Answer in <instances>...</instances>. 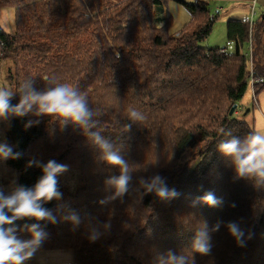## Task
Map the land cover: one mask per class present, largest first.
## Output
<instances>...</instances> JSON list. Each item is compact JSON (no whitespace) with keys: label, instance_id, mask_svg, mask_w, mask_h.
<instances>
[{"label":"trees","instance_id":"1","mask_svg":"<svg viewBox=\"0 0 264 264\" xmlns=\"http://www.w3.org/2000/svg\"><path fill=\"white\" fill-rule=\"evenodd\" d=\"M170 1L0 0V8L14 11V33L0 24V62L11 63L8 78L14 92L26 79L43 90L45 77L87 92L90 105L102 115L103 135L122 146L126 159L137 166L129 192L101 205L112 194L106 179L119 173L103 162L80 129L49 117L26 129L34 117L13 118L7 139L22 156L9 165L19 173V184L33 187L42 175L39 168L28 167L32 159H54L82 171L76 193L60 176L62 199L44 205L54 212L63 207L59 215L75 212L80 224L47 225L49 237L40 251L71 250L73 264H154L168 250L192 255L193 264H264V187L238 178L216 149L229 138L228 131L240 137L256 131L236 115L250 87L251 68L254 99L264 92V12L257 20H229L233 50L223 53L203 46L216 20L212 0H174L190 13L175 32L173 16L164 11ZM18 102L17 95L12 103ZM129 108L146 119L123 132ZM156 174L181 193L179 198L166 202L144 193L140 179ZM206 192L222 205L194 204ZM204 221L212 237L207 256L191 253L195 231ZM229 221L245 230V246L229 234ZM217 222L220 230L211 232ZM92 228L101 233L95 242L89 240ZM18 235L31 238L26 232Z\"/></svg>","mask_w":264,"mask_h":264},{"label":"clouds","instance_id":"2","mask_svg":"<svg viewBox=\"0 0 264 264\" xmlns=\"http://www.w3.org/2000/svg\"><path fill=\"white\" fill-rule=\"evenodd\" d=\"M45 81L43 90L36 89L33 79L23 81L18 92L0 87V122L10 124L13 118L34 117L35 119H29L25 124L27 129L39 124L40 118L49 117L59 121L61 125L71 124L80 129L87 140L99 150L103 162L119 173L106 179L105 184L112 194L99 203L106 205L124 197L130 190L137 166L126 159L122 146L113 144L103 135L104 128L99 119L102 115L90 105L87 92L72 84L57 82L53 78L45 77ZM17 95L19 102L14 105L12 100ZM127 119L129 123L123 124V132H129L133 124H140L146 117L139 110L129 108ZM117 123H120L119 120ZM224 134L229 138L217 144V151L229 161L238 178L254 179L256 185L264 187V131L251 132L244 137L233 135L231 131ZM21 156L22 153L14 151V146L6 140L0 142V161L18 160ZM33 166L42 172L33 187L21 185L15 180L10 190L0 186V264H27L48 239L47 225L68 221L78 226L81 222L78 214L73 211L59 215L64 211L63 207L55 212L44 207L53 200L62 199L59 177L69 171V166L54 159L47 163L32 159L28 162V167ZM139 184L145 194H154L161 201H171L181 195L175 188H169L166 178L159 174L147 179L142 177ZM197 202L212 208L223 203L212 192L198 197L194 204ZM25 220L35 222L24 223L22 226L17 224L18 221ZM104 227L107 229L110 225ZM220 227L221 222H217L211 232H218ZM226 228L238 246H245V230L239 222L229 221ZM20 232L28 233L31 238L22 239L18 235ZM100 235L97 228H92L90 242H95ZM248 238H251V234ZM211 240L208 223L204 221L195 231L191 253L209 255L212 249ZM154 264H193V256L168 250L157 255Z\"/></svg>","mask_w":264,"mask_h":264},{"label":"rangeland","instance_id":"3","mask_svg":"<svg viewBox=\"0 0 264 264\" xmlns=\"http://www.w3.org/2000/svg\"><path fill=\"white\" fill-rule=\"evenodd\" d=\"M183 1L192 3L195 0ZM216 7H220V9ZM164 11L165 13L169 12L173 16L174 20L171 26L172 32L179 30L190 19L189 11L178 1H170ZM218 11H220L219 14ZM210 12L212 16H216V20L212 32L208 39L203 43V46L208 48H219L231 52L233 48L227 37V24L229 20L245 18H251L254 20L259 19L264 12V0H220L219 3H214L212 0L210 4ZM0 24L7 33H14V11L12 9L0 8ZM10 68V62H0V87H6L14 92V87L11 80L8 78ZM239 106V111L236 117L238 119H245L255 128L256 131H264V92L260 93L255 100L250 86L244 98L240 101ZM8 124L9 123L6 122H0V142L5 140L8 142ZM190 155L191 152L188 150L185 157L188 158ZM2 163H4V166H8L9 160L3 161ZM12 171L15 173L14 175H11V173L9 175L5 174L6 179L10 182L7 190H10V186L14 180L16 182L19 181V173L16 170ZM82 177V171L79 167L69 166V171L61 176V181L68 188L70 193H76L82 185ZM68 264H73V262H70L69 259Z\"/></svg>","mask_w":264,"mask_h":264},{"label":"crops","instance_id":"4","mask_svg":"<svg viewBox=\"0 0 264 264\" xmlns=\"http://www.w3.org/2000/svg\"><path fill=\"white\" fill-rule=\"evenodd\" d=\"M213 2L219 3L220 0H213ZM218 9H220V7ZM219 13L220 11H218V14ZM2 162L3 161H0V186L8 189L10 182L6 179V175H9L10 173L11 175H14L15 173L12 171L13 169L10 167V165L4 166V163ZM71 252L72 251L70 250H49L45 252L39 250L35 257L28 261L27 264H68L69 259L70 262H73V252Z\"/></svg>","mask_w":264,"mask_h":264},{"label":"built area","instance_id":"5","mask_svg":"<svg viewBox=\"0 0 264 264\" xmlns=\"http://www.w3.org/2000/svg\"><path fill=\"white\" fill-rule=\"evenodd\" d=\"M253 11H254V6H253ZM222 52L224 53V50ZM251 53H252V48L250 49V54ZM249 71H250V75H251L250 76V86H251L253 94H254V83H255V80H254L252 68ZM259 82H262V80H259Z\"/></svg>","mask_w":264,"mask_h":264},{"label":"water","instance_id":"6","mask_svg":"<svg viewBox=\"0 0 264 264\" xmlns=\"http://www.w3.org/2000/svg\"><path fill=\"white\" fill-rule=\"evenodd\" d=\"M237 105H234L230 111V115H233V113L236 111Z\"/></svg>","mask_w":264,"mask_h":264}]
</instances>
